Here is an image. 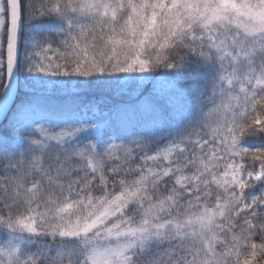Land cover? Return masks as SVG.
I'll return each mask as SVG.
<instances>
[{
  "label": "snow or ice",
  "instance_id": "6c2138e0",
  "mask_svg": "<svg viewBox=\"0 0 264 264\" xmlns=\"http://www.w3.org/2000/svg\"><path fill=\"white\" fill-rule=\"evenodd\" d=\"M0 264H264V0H0Z\"/></svg>",
  "mask_w": 264,
  "mask_h": 264
}]
</instances>
